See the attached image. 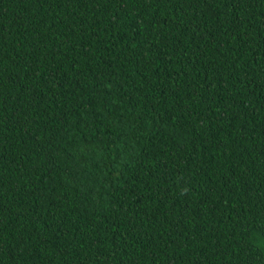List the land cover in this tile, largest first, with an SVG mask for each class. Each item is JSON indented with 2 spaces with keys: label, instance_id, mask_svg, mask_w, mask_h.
Segmentation results:
<instances>
[{
  "label": "trees",
  "instance_id": "1",
  "mask_svg": "<svg viewBox=\"0 0 264 264\" xmlns=\"http://www.w3.org/2000/svg\"><path fill=\"white\" fill-rule=\"evenodd\" d=\"M0 264H264V0H0Z\"/></svg>",
  "mask_w": 264,
  "mask_h": 264
}]
</instances>
